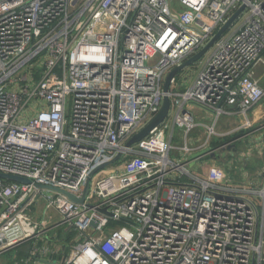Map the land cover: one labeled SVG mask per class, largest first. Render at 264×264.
Segmentation results:
<instances>
[{
    "label": "built area",
    "instance_id": "built-area-1",
    "mask_svg": "<svg viewBox=\"0 0 264 264\" xmlns=\"http://www.w3.org/2000/svg\"><path fill=\"white\" fill-rule=\"evenodd\" d=\"M242 5L192 83L172 80L168 117L126 146L160 111L169 71ZM258 63L264 0H0V172L32 181L0 177V255L28 241L12 264L60 253L40 244L47 222L31 214L44 198L77 234L59 264H263L264 185L230 187L189 167L199 123L188 105L216 133L231 108L247 114L264 100ZM176 129L183 162L170 156ZM118 153L82 203L59 190L81 197Z\"/></svg>",
    "mask_w": 264,
    "mask_h": 264
},
{
    "label": "rangeland",
    "instance_id": "rangeland-1",
    "mask_svg": "<svg viewBox=\"0 0 264 264\" xmlns=\"http://www.w3.org/2000/svg\"><path fill=\"white\" fill-rule=\"evenodd\" d=\"M209 51L198 62L184 69L185 71H181L186 73L184 83L179 86V89H184V86L192 83ZM223 117L216 126V133L209 134L201 123L190 134L189 142L193 147L192 154L207 150V153L193 159L189 165L190 169L202 179H212L211 175L218 176L216 178L221 181L220 183L229 184L230 187L237 184L246 185L248 182L254 181L258 183L255 187L261 189L264 165V136H259L261 130L254 124L237 129L241 124L239 118L226 120ZM170 121H172V115ZM173 145L174 148L170 153L171 158L183 162L188 156L181 148L185 143L178 129L175 132ZM181 180H185V178L182 177ZM33 209L31 214H36L37 220L43 218L47 222L48 229L45 233L48 234V237H44L43 240L47 241V244L51 245L50 247L61 246L62 254L65 256L76 245L77 234L70 231L67 225L61 223V218L54 211L46 209L44 198L39 200ZM42 242L40 241V243ZM15 251L18 252V250ZM7 255L12 254H3V256Z\"/></svg>",
    "mask_w": 264,
    "mask_h": 264
},
{
    "label": "water",
    "instance_id": "water-1",
    "mask_svg": "<svg viewBox=\"0 0 264 264\" xmlns=\"http://www.w3.org/2000/svg\"><path fill=\"white\" fill-rule=\"evenodd\" d=\"M245 9V5L240 6L226 21V23L215 33V35L210 39V41L202 47L198 52H196L194 55L186 59L181 64L174 67L172 70L169 71V73L166 75L165 81H164V99H163V105L158 112V114L149 122L147 123L142 129H140L137 133H135L126 143V146L130 147L139 141H141L143 138H145L155 127L159 126L167 117L171 108V99L169 96L170 90H171V84L172 80L176 77L178 73H180L182 70L186 69L190 65L196 63L198 60H200L214 45V43L222 37L229 29L230 27L237 21L243 10ZM207 153V150L199 151L197 153H194L192 155L193 158H196L198 156H201L203 154ZM122 157V153H118L114 158H112L109 161L103 162L99 164L97 167H95L89 174L87 181L85 183V187L82 193L81 197H78L77 195L68 192L63 189H59L61 192L66 194L70 199H72L75 202L82 203L85 199V196L89 190L90 187V180L92 176L99 170L105 169L108 166L114 164ZM0 177L4 179H9L13 181H19V182H25V183H31L32 181L26 177H22L19 175L14 174H7L0 172ZM38 187H41V185H37ZM105 212V209L102 210Z\"/></svg>",
    "mask_w": 264,
    "mask_h": 264
},
{
    "label": "crops",
    "instance_id": "crops-1",
    "mask_svg": "<svg viewBox=\"0 0 264 264\" xmlns=\"http://www.w3.org/2000/svg\"><path fill=\"white\" fill-rule=\"evenodd\" d=\"M184 71L181 73L180 77H182V75L183 76L185 75L186 72H184ZM254 76H255V78L258 79L260 84L262 86H264V65L263 64L258 63L256 65L255 70H254ZM188 108L191 109V111L193 112V114L195 116L196 121H198L199 124L204 123L206 121L208 122L211 120L209 114L206 111L199 108L198 106H196L194 104H189ZM230 110L233 112H236V113H234L232 115H226L223 118H225L226 120H232L233 118L234 119L239 118V120L241 121L240 122L241 124L239 125V127H237V129L244 127L245 123H246L245 120L249 119V120H251V126H252V124H254V125H256L255 127H257L259 130H261V133L259 136H264V100L261 101L258 105H256L247 114L239 112L238 109L235 107L231 108ZM244 154H246L245 151H244ZM262 174H263V184L262 183L261 184L263 186L264 185V165H263ZM182 181H184V180H182ZM256 185H258V183H255L254 181H250L246 185L237 184L235 187L246 186L248 188V187H255ZM41 241H43V242L40 244H42V245L47 244V242L44 241L43 238ZM35 245L36 244L33 243L32 241H28V242L23 243L22 245H20L16 248H13V249L7 251V253L12 254V255H10V256H8V255L3 256V254L0 255V264H12L15 261H23L30 254L31 250L33 249V247ZM59 247H60V249H62L61 246H59ZM15 250H18V252H16ZM7 253H4V254H7ZM63 258H64V256H63L62 252H60L58 255H55V256L45 255V256L41 257L40 262H42L43 264H59L60 262L63 261Z\"/></svg>",
    "mask_w": 264,
    "mask_h": 264
}]
</instances>
